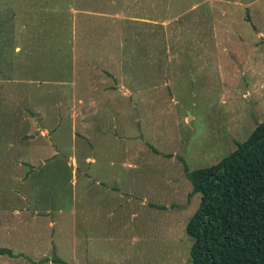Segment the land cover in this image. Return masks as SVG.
Listing matches in <instances>:
<instances>
[{
  "label": "rangeland",
  "instance_id": "1",
  "mask_svg": "<svg viewBox=\"0 0 264 264\" xmlns=\"http://www.w3.org/2000/svg\"><path fill=\"white\" fill-rule=\"evenodd\" d=\"M259 122L264 0H0L1 240L76 238L69 264H191L184 166L219 162ZM103 157L146 179L102 164L122 180L110 214Z\"/></svg>",
  "mask_w": 264,
  "mask_h": 264
},
{
  "label": "trees",
  "instance_id": "2",
  "mask_svg": "<svg viewBox=\"0 0 264 264\" xmlns=\"http://www.w3.org/2000/svg\"><path fill=\"white\" fill-rule=\"evenodd\" d=\"M184 170L188 196L200 194L185 226L191 264H264V122L219 162Z\"/></svg>",
  "mask_w": 264,
  "mask_h": 264
},
{
  "label": "crops",
  "instance_id": "3",
  "mask_svg": "<svg viewBox=\"0 0 264 264\" xmlns=\"http://www.w3.org/2000/svg\"><path fill=\"white\" fill-rule=\"evenodd\" d=\"M71 10H69L70 12ZM71 35V30H69V36ZM38 111V110H37ZM40 113V111H38ZM41 115V113L39 114ZM42 116V115H41ZM55 116V114H54ZM45 118V116H43ZM46 121V120H45ZM47 124H44L42 126L39 125V129H43L45 133L49 134L51 131V128H49V122L46 121ZM54 122V121H53ZM52 122V123H53ZM87 122H83V125H86ZM52 149V148H51ZM55 152V150H54ZM45 153H50V149L47 147L39 148L38 146H33L31 149V152L28 157V163L30 165L36 164L38 161L41 162V165L47 161L39 160V157H44ZM47 158V157H45ZM55 158V157H54ZM53 158H50L51 160ZM48 160V161H49ZM129 162V161H128ZM95 167V173L99 176L100 184L97 183L96 185L98 188H96L95 194H96V200H97V207L99 208L100 212L103 214L105 213H113L114 209H112V206H106V197L108 193H111L113 195H117V192L121 193L120 191H116L111 188V186H117L119 189L121 188V181L119 178L115 179L116 177L111 178L112 176H108L106 173H103L102 164L106 163L109 166L117 164L118 166L122 168H126L128 170H133L132 172H127V176H132L130 178L131 180L129 182L131 183H144L146 182V179L144 178H136L134 167H132L129 162V164L124 162H115L111 157H103L99 159H94L93 162ZM40 165V166H41ZM64 165V164H63ZM65 166V165H64ZM108 166V167H109ZM66 167V166H65ZM40 168V167H39ZM37 172V170H36ZM35 172L32 173L31 178L29 181H31L33 175ZM126 175V174H125ZM118 176V175H117ZM85 180L84 185L82 186L83 189V203H87V199H89L91 196H86L87 190L85 189L88 180L86 178H83ZM35 181V180H34ZM71 183H73L74 188L77 186L74 183L73 177H70ZM43 183V182H42ZM80 183V182H79ZM99 184V185H98ZM34 187H37V182H33L31 184ZM28 184V186H31ZM136 187L130 189L129 191L124 192H136L131 190H136ZM140 191V190H139ZM138 191V192H139ZM141 193V191H140ZM93 196V195H92ZM105 196V197H104ZM143 196V195H142ZM144 198V197H143ZM145 199V198H144ZM127 201L130 202L128 199ZM126 201V202H127ZM120 203L117 204V207H119ZM79 245L78 239L76 238H44V237H26V238H15V239H9V240H1L0 239V264H58L54 261H52L53 256H57L61 258L62 260L66 262H71L76 259L78 255L81 254V250L77 247ZM1 250H7L5 252H2Z\"/></svg>",
  "mask_w": 264,
  "mask_h": 264
}]
</instances>
